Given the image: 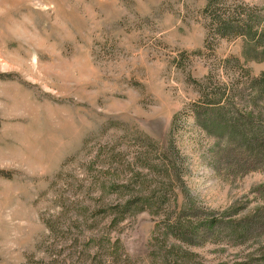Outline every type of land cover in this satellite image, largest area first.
Wrapping results in <instances>:
<instances>
[{"label": "rangeland", "instance_id": "rangeland-1", "mask_svg": "<svg viewBox=\"0 0 264 264\" xmlns=\"http://www.w3.org/2000/svg\"><path fill=\"white\" fill-rule=\"evenodd\" d=\"M207 2L0 0V264H264V169L198 123L264 121V0L211 50Z\"/></svg>", "mask_w": 264, "mask_h": 264}, {"label": "trees", "instance_id": "trees-1", "mask_svg": "<svg viewBox=\"0 0 264 264\" xmlns=\"http://www.w3.org/2000/svg\"><path fill=\"white\" fill-rule=\"evenodd\" d=\"M224 5V0H208L203 11L204 18L207 20L206 49L211 50L213 42L226 39L229 36L239 37L244 34L250 36V30L244 32L243 29L246 27L240 24L242 21L239 20V14H236L235 11L231 13L229 9L224 8ZM252 37L250 36V39L253 41L254 47L259 49L264 47V42L261 41L264 39V34H252ZM249 83L251 88L255 87L259 90L257 98L263 97L264 82L255 79L250 80ZM253 102L254 100L252 104ZM219 105V102L210 103L198 114L201 117L210 111L212 115V118L207 116L204 119L205 122H198L200 128L225 144L240 149L242 155L251 160V165L264 169V121L260 117H255L258 112L245 113L240 110L241 115L229 106L230 104L220 106L221 108ZM228 116H231V119ZM239 139L240 144H238Z\"/></svg>", "mask_w": 264, "mask_h": 264}]
</instances>
